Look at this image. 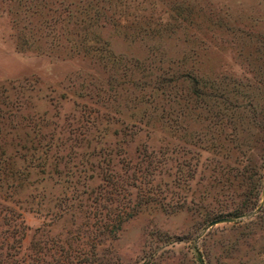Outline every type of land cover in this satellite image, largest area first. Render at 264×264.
<instances>
[{"label": "rangeland", "instance_id": "obj_1", "mask_svg": "<svg viewBox=\"0 0 264 264\" xmlns=\"http://www.w3.org/2000/svg\"><path fill=\"white\" fill-rule=\"evenodd\" d=\"M263 182L264 0H0V264H264Z\"/></svg>", "mask_w": 264, "mask_h": 264}, {"label": "water", "instance_id": "obj_2", "mask_svg": "<svg viewBox=\"0 0 264 264\" xmlns=\"http://www.w3.org/2000/svg\"><path fill=\"white\" fill-rule=\"evenodd\" d=\"M262 197L264 199V182H263V188H262ZM245 216H246V214H238V215H234V216H223V217L214 218V219L210 220L204 226L203 229L205 230L208 227L213 226L217 223H221V222H233V221L241 219ZM197 260L200 264H206L200 252H197Z\"/></svg>", "mask_w": 264, "mask_h": 264}]
</instances>
